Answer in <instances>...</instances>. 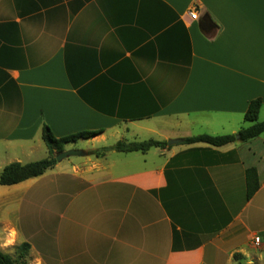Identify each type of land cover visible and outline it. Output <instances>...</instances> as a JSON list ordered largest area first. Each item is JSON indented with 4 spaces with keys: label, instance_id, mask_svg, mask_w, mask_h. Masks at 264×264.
<instances>
[{
    "label": "crops",
    "instance_id": "crops-1",
    "mask_svg": "<svg viewBox=\"0 0 264 264\" xmlns=\"http://www.w3.org/2000/svg\"><path fill=\"white\" fill-rule=\"evenodd\" d=\"M255 99L264 122V0H0V170L29 163L45 125L102 131L65 146L87 155L33 178L29 223L0 194V251L29 243V264L263 261L264 133L181 141L237 135ZM139 139L168 146L90 154Z\"/></svg>",
    "mask_w": 264,
    "mask_h": 264
},
{
    "label": "trees",
    "instance_id": "trees-1",
    "mask_svg": "<svg viewBox=\"0 0 264 264\" xmlns=\"http://www.w3.org/2000/svg\"><path fill=\"white\" fill-rule=\"evenodd\" d=\"M263 102L261 99L252 100L248 106L245 114V122L249 126L243 127L237 135H226V136H208L201 135L196 137H190L182 139L181 141L186 144L204 143L210 146L220 147L237 140L246 142L254 139L264 133V122L259 121V114L262 109ZM102 131H80L74 134H70L63 137H57L53 133L52 129L45 125L43 127L42 139L48 150V157L33 161L29 163L13 162L5 166L0 172V185L1 186H14L25 182L27 180L37 178L45 174L48 170L54 168L57 165L56 155L65 151V146L70 143H75L82 139H91ZM168 146L166 141H158L150 139L146 141H128L120 140L116 144L110 147H104L91 152L90 154L101 157L106 152L115 150L121 153H133L141 152L146 153L152 148H165ZM246 188H247V199L250 200L260 188L259 177L255 168H250L246 171ZM31 245L29 243H23L20 245V251L17 258L14 259L9 254L0 251V264H28L27 257ZM241 254H235L234 259H242Z\"/></svg>",
    "mask_w": 264,
    "mask_h": 264
},
{
    "label": "rangeland",
    "instance_id": "rangeland-1",
    "mask_svg": "<svg viewBox=\"0 0 264 264\" xmlns=\"http://www.w3.org/2000/svg\"><path fill=\"white\" fill-rule=\"evenodd\" d=\"M144 140H148V139H139L138 141H144ZM36 142H39L42 145L41 146L42 148L35 150L30 157L31 159L26 158V157H22V160H25L24 162H30L32 160L38 161V160H42V159L48 157V150H47V147H46L43 139L42 138L37 139ZM3 145L4 144H2L1 147ZM74 147L75 148H82L79 150H83V148H87L85 142H79L77 144H74ZM3 158L0 159V166L2 164L4 165L7 163L8 159H3ZM37 182H38L37 179H32V180H29L27 182H23L19 185H14V186H1L0 185V194H8L10 196V214L8 215V218L10 220H14V222H20V223H22V221L24 223H29V220H31V216L35 217V213H37L38 209H40V208H38V206H37V200L35 197L36 192L32 191L29 193V188L36 185ZM46 210H48L46 213L51 212L52 211V204H50L48 207H46ZM36 217H38L37 214H36ZM25 225H27V224H25ZM28 228L31 229V233H35L36 224H34L33 226L29 224ZM36 238L32 239V241L35 244H37V242H38V241H36ZM21 244H23V243H21ZM21 244H17L13 248L9 249V255L14 257V259L17 258V256H18ZM6 247H7V245H6ZM27 263L29 264L28 257H27ZM249 264H252V263H249ZM253 264H264V260L263 261H255Z\"/></svg>",
    "mask_w": 264,
    "mask_h": 264
},
{
    "label": "water",
    "instance_id": "water-1",
    "mask_svg": "<svg viewBox=\"0 0 264 264\" xmlns=\"http://www.w3.org/2000/svg\"><path fill=\"white\" fill-rule=\"evenodd\" d=\"M85 155H87V152L84 150L70 149V150H65L61 153H58L56 155V160L58 163H60L63 160L70 158V157H80V156H85Z\"/></svg>",
    "mask_w": 264,
    "mask_h": 264
},
{
    "label": "built area",
    "instance_id": "built-area-1",
    "mask_svg": "<svg viewBox=\"0 0 264 264\" xmlns=\"http://www.w3.org/2000/svg\"><path fill=\"white\" fill-rule=\"evenodd\" d=\"M198 17H199V13H198V10L197 9H194L191 13H190V18L193 20H197L198 19ZM254 244L256 245V246H258L259 245V243H260V239L258 238V237H255L254 239Z\"/></svg>",
    "mask_w": 264,
    "mask_h": 264
}]
</instances>
